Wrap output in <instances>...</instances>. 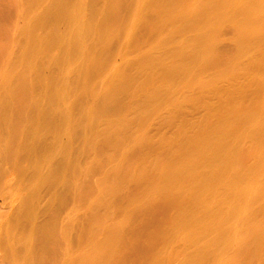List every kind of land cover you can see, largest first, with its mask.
Here are the masks:
<instances>
[{"label": "bare ground", "instance_id": "obj_1", "mask_svg": "<svg viewBox=\"0 0 264 264\" xmlns=\"http://www.w3.org/2000/svg\"><path fill=\"white\" fill-rule=\"evenodd\" d=\"M0 264H264V0H0Z\"/></svg>", "mask_w": 264, "mask_h": 264}, {"label": "rangeland", "instance_id": "obj_2", "mask_svg": "<svg viewBox=\"0 0 264 264\" xmlns=\"http://www.w3.org/2000/svg\"><path fill=\"white\" fill-rule=\"evenodd\" d=\"M124 1V0H123ZM189 1V0H188ZM149 9H147L146 10V12H147V14L149 13V11H154L155 9H154V6H152V5H150L149 7H148ZM150 8L151 9H153V10H150ZM115 10H118V9H115ZM119 11V10H118ZM122 13L123 11H119V13ZM146 12L144 13L145 15H146ZM120 13V15H118V12L116 13V12H114V16H112L111 18H110V22H108L109 24H110V26H109V24H107V26H108V33L109 34H112V36H115L116 35V38H112V36L110 35V37H111V40L112 41H114L113 39H115V41L116 42H114V43H117L118 42V40H119V38L120 37H122V38H120V41H121V39H125V42H127V44L128 45H130V44H133L132 46L130 45V47L129 48H131V50H134V49H136L139 45H140V42H139V40L138 39H140V38H143V35H144V29L141 27L140 28V26L141 25H139V24H137V26H136V29H134L133 31H131L130 33H129V36H127V37H125L124 38V34H123V32H121L120 31V23H121V18H122V14ZM117 15V16H116ZM144 15V16H145ZM150 15V14H149ZM148 16V15H147ZM140 18V20L139 21H141V23H142V21H143V18H144V20L145 21H149V20H146L145 18H146V16L145 17H143V15H142V17H139ZM148 19H150V16H148ZM119 20V21H118ZM118 21V22H117ZM120 22V23H119ZM119 23V24H118ZM144 23V22H143ZM118 25V26H117ZM139 25V26H138ZM116 27H117V29H116ZM138 27H139V29H142V31L140 30L139 31V29H138ZM116 29V30H115ZM114 30V31H113ZM122 30V29H121ZM138 31V33H137V31ZM135 31H136V33L138 34V36L137 35H135L136 33H135ZM134 33V34H131V33ZM121 34H122V36H121ZM141 34V35H140ZM131 35H133V36H131ZM135 35V36H134ZM137 36V37H136ZM152 38V36H154V38H156V36H155V33L153 34V35H148V36H146L145 38H147V39H150V37ZM133 37V38H132ZM135 37V38H134ZM128 38V40H126ZM138 38V39H137ZM129 39H130V41H129ZM133 39H134V41H133ZM136 39V40H135ZM110 40V39H109ZM111 40H110V42H111ZM136 41L137 42H139V44L138 43H136ZM110 42H108V43H110ZM128 42H130V44L128 43ZM133 42V43H132ZM112 43V42H111ZM136 43V44H135ZM112 45V44H111ZM110 45V46H111ZM117 46V44H113V46H111V47H113V49H112V51L114 50V46ZM109 46V47H110ZM137 46V47H136ZM108 47V46H107ZM108 47V48H109ZM134 48V49H133ZM108 54H111V53H108ZM107 55V54H106ZM103 61V60H102ZM96 68V67H95ZM95 68H93V69H95ZM130 68H132V67H130ZM127 71V70H126ZM126 71H125V73H126ZM129 71V70H128ZM92 72H94V71H92ZM113 88V87H112ZM112 93V92H111ZM126 94V95H124V94ZM108 95V94H107ZM123 95V97H121L122 99H120L119 97L120 96H122ZM112 96V95H111ZM110 97V95H108V98ZM113 97V96H112ZM126 97V98H125ZM218 98H220V99H225L226 98V96H225V94H223V93H219V94H217L215 97H214V99L215 100H218ZM119 99V100H118ZM129 99V96H127V93H126V91H123L121 94L119 93V95L117 94V96H116V99L114 100V101H112V103H114L115 105H116V103L118 102V101H120L121 100V102H120V104L123 102L124 103V101H126V100H128ZM123 100V101H122ZM114 104H112L113 105V107H114ZM122 105V104H121ZM121 105H120V107H118V108H121ZM117 106V105H116ZM112 107V109H113V112L114 111H116L117 112V114H119V113H121L122 112V108L120 109L121 110V112H119V110L117 109V107L115 108H113ZM110 108V107H109ZM113 114L114 113H112V117H115V116H113ZM116 114V113H115ZM116 114V115H117ZM150 119L152 120V118L150 117ZM150 120V121H151ZM134 133V134H133ZM131 135H132V138H134L135 136H136V134H135V132H133ZM134 136V137H133ZM95 138V137H94ZM61 179H64V177L62 178L61 177Z\"/></svg>", "mask_w": 264, "mask_h": 264}]
</instances>
